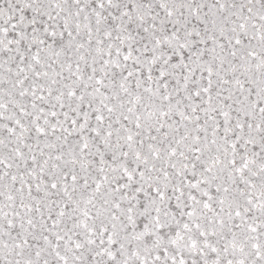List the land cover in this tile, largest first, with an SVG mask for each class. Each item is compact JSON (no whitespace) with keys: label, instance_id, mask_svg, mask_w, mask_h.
<instances>
[{"label":"snow or ice","instance_id":"snow-or-ice-1","mask_svg":"<svg viewBox=\"0 0 264 264\" xmlns=\"http://www.w3.org/2000/svg\"><path fill=\"white\" fill-rule=\"evenodd\" d=\"M0 264H264V0H0Z\"/></svg>","mask_w":264,"mask_h":264}]
</instances>
